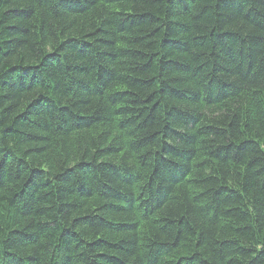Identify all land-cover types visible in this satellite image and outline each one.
<instances>
[{
  "label": "trees",
  "instance_id": "16d2710c",
  "mask_svg": "<svg viewBox=\"0 0 264 264\" xmlns=\"http://www.w3.org/2000/svg\"><path fill=\"white\" fill-rule=\"evenodd\" d=\"M0 264H264V0H0Z\"/></svg>",
  "mask_w": 264,
  "mask_h": 264
}]
</instances>
